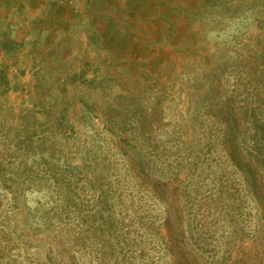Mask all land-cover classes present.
Listing matches in <instances>:
<instances>
[{
  "label": "rangeland",
  "instance_id": "1",
  "mask_svg": "<svg viewBox=\"0 0 264 264\" xmlns=\"http://www.w3.org/2000/svg\"><path fill=\"white\" fill-rule=\"evenodd\" d=\"M104 1L43 44L0 0V264H264V0Z\"/></svg>",
  "mask_w": 264,
  "mask_h": 264
},
{
  "label": "crops",
  "instance_id": "2",
  "mask_svg": "<svg viewBox=\"0 0 264 264\" xmlns=\"http://www.w3.org/2000/svg\"><path fill=\"white\" fill-rule=\"evenodd\" d=\"M13 2V0H9ZM18 5L23 2L25 9L34 14L32 22L34 29L31 32V38L25 37L26 42L34 40V38H43V44H51L56 38L57 31H83L84 33L93 32L96 36L97 25L90 22L91 18H96L92 12H100L106 3L104 0H14ZM85 5L87 13L81 15L78 13V6ZM36 14V15H35ZM36 16V17H35ZM83 18V19H82ZM89 19L88 26L84 29L80 21ZM58 36L59 33L57 34ZM62 36V34H61ZM87 37V36H86ZM54 42V41H53ZM50 46V45H48ZM40 58V57H39Z\"/></svg>",
  "mask_w": 264,
  "mask_h": 264
},
{
  "label": "trees",
  "instance_id": "3",
  "mask_svg": "<svg viewBox=\"0 0 264 264\" xmlns=\"http://www.w3.org/2000/svg\"><path fill=\"white\" fill-rule=\"evenodd\" d=\"M4 46L7 51H11L13 44L4 43ZM21 45H15L14 48H18ZM258 125L263 129L264 134V123L257 121ZM259 131H257L258 133ZM239 133H230L227 142L223 145L225 148V155L229 161L230 166L242 177L243 186L247 189V191L251 194L254 198L256 204L258 205L259 209H264V186L263 182L258 175L257 171L253 167L250 161L246 160L245 157L242 155L240 150L243 146V142L245 139ZM258 139L255 138L253 141V153L258 158L260 157V152L262 149L260 148V143L257 141ZM257 160L256 158L252 157ZM154 198L159 202H164V193L160 189H154ZM170 245V244H168ZM171 246V245H170Z\"/></svg>",
  "mask_w": 264,
  "mask_h": 264
}]
</instances>
